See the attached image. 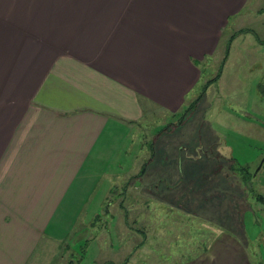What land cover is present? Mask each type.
Wrapping results in <instances>:
<instances>
[{
    "label": "crops",
    "instance_id": "obj_1",
    "mask_svg": "<svg viewBox=\"0 0 264 264\" xmlns=\"http://www.w3.org/2000/svg\"><path fill=\"white\" fill-rule=\"evenodd\" d=\"M262 1L222 0L225 25L240 23L231 43L240 42L249 71L263 66ZM180 3L0 0V264H43L50 246L61 250L56 213L65 201L99 200L91 215L77 208L61 217L69 230L78 217L89 230L113 179L131 170L119 161L129 151L118 150L133 126L152 109L182 111L200 75V24ZM241 238L215 230L203 255L180 264H264Z\"/></svg>",
    "mask_w": 264,
    "mask_h": 264
},
{
    "label": "rangeland",
    "instance_id": "obj_2",
    "mask_svg": "<svg viewBox=\"0 0 264 264\" xmlns=\"http://www.w3.org/2000/svg\"><path fill=\"white\" fill-rule=\"evenodd\" d=\"M180 1L185 16L200 24V61L195 62L200 75L194 89L185 97L179 114L166 116L152 109V114L133 126L130 144L122 141L120 156L129 151L126 158L130 159L127 164L119 161L131 170L120 171L113 179L115 184L110 186L104 209L100 210L98 220L91 223L94 232L91 224L89 230L85 229L81 217L69 230L61 217L77 208H85L86 214L91 215L99 202L94 201V192L101 188L100 182L91 195L95 198L89 199L86 206L76 201L61 204L56 223L66 229L60 238L63 244L61 250L50 246L43 264H78L80 257L79 264L187 263L204 254L215 230L242 237L244 243L248 242L253 260H264V201L256 198L258 193L264 195V166L252 183L241 179L246 167L252 173V167L264 160V100L258 89L259 83L264 84V24L260 37L263 66L249 71L240 42H230V60L224 63L218 80L209 85L181 125L169 127L168 124L178 121L203 84L214 78L225 56L227 41L234 39L240 28L238 20L231 26L225 25L228 11L224 10L222 0ZM213 1H218L216 9H211ZM205 2L209 6H204ZM192 3L196 5L194 9L190 7ZM7 11L9 15L13 13ZM163 126H168L167 131L156 136L155 131ZM153 140L154 151L150 147ZM151 152L154 156L146 175L136 178L140 165ZM259 215L261 219H257ZM249 228L259 231V235L251 239ZM82 238L89 239L85 251L83 243L78 244ZM64 244L69 249H63Z\"/></svg>",
    "mask_w": 264,
    "mask_h": 264
},
{
    "label": "trees",
    "instance_id": "obj_3",
    "mask_svg": "<svg viewBox=\"0 0 264 264\" xmlns=\"http://www.w3.org/2000/svg\"><path fill=\"white\" fill-rule=\"evenodd\" d=\"M261 10H264V5L263 7L261 8ZM260 41H262L261 39H259ZM230 42H231V39H229L227 41L228 43V46H227V49H225V56L223 57V59L221 60L220 62V65L218 66V70L217 72L215 73L214 75V78L213 79H208L203 85V88L201 89V91L199 92V94L196 96V98L183 110V112L181 113V115L178 117V121L176 123H170L168 124L169 127H172V126H178V125H181L183 123V121L185 120V117L186 115L192 110L194 109L198 102L201 100L203 94L205 93V91L207 90V88L209 87V85L213 84L214 82H216V80H218V78L220 77L221 73H222V70H223V66H224V63L226 61V58L228 56V52H229V47H230ZM258 89H259V92L264 100V84L263 83H259L258 85ZM168 126H163L161 127L160 129H157L155 131L156 133V136H159V134H161L162 132H164V130L168 127ZM167 131V130H165ZM156 138V137H155ZM155 140V139H154ZM154 140L153 142L150 144V147L151 149H153V146H154ZM153 156V152L151 153V157ZM150 157V158H151ZM148 164V161H146V163H144L140 169V171L138 172V175L135 176L136 178L138 176H140L143 172H144V169L146 167V165ZM264 166V160L262 162V164L260 163V165L258 166V168L256 170H254V172H250L249 171V168L246 167L247 171L244 173V175L242 174L241 175V179H245L244 181H246L247 183L248 182H251L252 183V180L254 179L255 177V174ZM240 169L242 170V167H240ZM128 182V181H126ZM127 184V183H126ZM256 198L260 201V202H263L264 201V195L262 193H258V195L256 196ZM261 215H259V217L257 219H261ZM99 218V214L95 217V219L93 220L92 223H95ZM256 223V222H255ZM258 224V223H257ZM89 243V239H86L84 240L82 246H84V248L82 249V251H85V248L86 246L88 245ZM81 248V247H80ZM82 257H80L81 259ZM79 258H77V262L78 264L80 263ZM71 262H68L67 264H70ZM105 264V263H103ZM107 264V263H106Z\"/></svg>",
    "mask_w": 264,
    "mask_h": 264
}]
</instances>
